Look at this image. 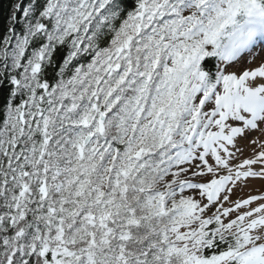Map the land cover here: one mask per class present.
<instances>
[{"label": "snow or ice", "instance_id": "obj_1", "mask_svg": "<svg viewBox=\"0 0 264 264\" xmlns=\"http://www.w3.org/2000/svg\"><path fill=\"white\" fill-rule=\"evenodd\" d=\"M258 43L264 0L16 3L0 264H264Z\"/></svg>", "mask_w": 264, "mask_h": 264}, {"label": "trees", "instance_id": "obj_2", "mask_svg": "<svg viewBox=\"0 0 264 264\" xmlns=\"http://www.w3.org/2000/svg\"><path fill=\"white\" fill-rule=\"evenodd\" d=\"M18 2H22L23 4H26L28 0H0V36H2L9 27V16L13 11L14 5ZM19 15L20 14L17 13L18 18ZM15 27L17 31H20L22 26L19 23H17ZM56 58L58 60L60 59L59 56H57ZM46 78H48L51 81V71H49Z\"/></svg>", "mask_w": 264, "mask_h": 264}, {"label": "rangeland", "instance_id": "obj_3", "mask_svg": "<svg viewBox=\"0 0 264 264\" xmlns=\"http://www.w3.org/2000/svg\"><path fill=\"white\" fill-rule=\"evenodd\" d=\"M253 55L254 54L247 57V61H249L248 63L253 61ZM255 135H258V134H254V137H255ZM241 142H242V145H244L245 149H246L244 152V156H245V154L251 153V149L247 147V141H241ZM256 186L257 185L253 184L252 182L251 183L248 182V186L246 188H244L243 191H239V190L236 191L235 195L233 196V199L239 198V197L244 196L245 194H247L249 192L255 191ZM260 188L262 189V188H264V186H260Z\"/></svg>", "mask_w": 264, "mask_h": 264}]
</instances>
